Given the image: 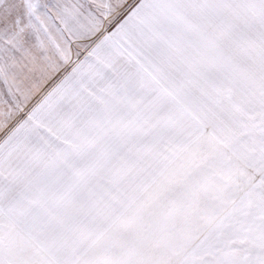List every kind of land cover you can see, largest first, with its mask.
Masks as SVG:
<instances>
[{
	"label": "snow or ice",
	"instance_id": "snow-or-ice-1",
	"mask_svg": "<svg viewBox=\"0 0 264 264\" xmlns=\"http://www.w3.org/2000/svg\"><path fill=\"white\" fill-rule=\"evenodd\" d=\"M0 264H264V0H0Z\"/></svg>",
	"mask_w": 264,
	"mask_h": 264
}]
</instances>
